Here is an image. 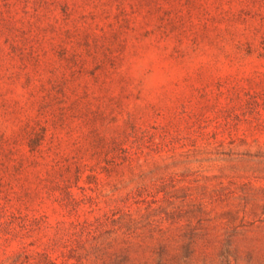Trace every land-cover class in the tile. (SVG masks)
Here are the masks:
<instances>
[{
    "label": "rangeland",
    "instance_id": "374dc122",
    "mask_svg": "<svg viewBox=\"0 0 264 264\" xmlns=\"http://www.w3.org/2000/svg\"><path fill=\"white\" fill-rule=\"evenodd\" d=\"M0 264H264V0H0Z\"/></svg>",
    "mask_w": 264,
    "mask_h": 264
}]
</instances>
